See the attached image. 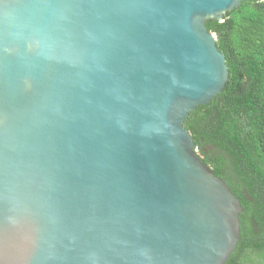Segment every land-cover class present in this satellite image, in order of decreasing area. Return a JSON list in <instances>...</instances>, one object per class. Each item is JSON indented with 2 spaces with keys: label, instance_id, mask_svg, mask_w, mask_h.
I'll return each instance as SVG.
<instances>
[{
  "label": "water",
  "instance_id": "1",
  "mask_svg": "<svg viewBox=\"0 0 264 264\" xmlns=\"http://www.w3.org/2000/svg\"><path fill=\"white\" fill-rule=\"evenodd\" d=\"M246 0H0V264H226L243 206L186 121Z\"/></svg>",
  "mask_w": 264,
  "mask_h": 264
},
{
  "label": "trees",
  "instance_id": "2",
  "mask_svg": "<svg viewBox=\"0 0 264 264\" xmlns=\"http://www.w3.org/2000/svg\"><path fill=\"white\" fill-rule=\"evenodd\" d=\"M229 66L226 88L186 121L197 153L240 199L241 238L226 264H264V0L209 21Z\"/></svg>",
  "mask_w": 264,
  "mask_h": 264
},
{
  "label": "rangeland",
  "instance_id": "3",
  "mask_svg": "<svg viewBox=\"0 0 264 264\" xmlns=\"http://www.w3.org/2000/svg\"><path fill=\"white\" fill-rule=\"evenodd\" d=\"M199 154V153H198Z\"/></svg>",
  "mask_w": 264,
  "mask_h": 264
}]
</instances>
